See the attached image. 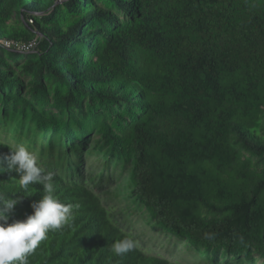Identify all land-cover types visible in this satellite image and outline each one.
<instances>
[{"label": "trees", "instance_id": "16d2710c", "mask_svg": "<svg viewBox=\"0 0 264 264\" xmlns=\"http://www.w3.org/2000/svg\"><path fill=\"white\" fill-rule=\"evenodd\" d=\"M0 121L69 149L97 132L167 235L212 264H264V0H0ZM14 147L0 140V155ZM44 150L54 194L79 207L29 264H179L146 250L83 153ZM18 179L0 174V197L20 200L9 223L45 194ZM125 236L139 247L115 256Z\"/></svg>", "mask_w": 264, "mask_h": 264}, {"label": "rangeland", "instance_id": "374dc122", "mask_svg": "<svg viewBox=\"0 0 264 264\" xmlns=\"http://www.w3.org/2000/svg\"><path fill=\"white\" fill-rule=\"evenodd\" d=\"M21 55L27 57L29 54ZM24 62L25 59L21 58L18 63L13 62V67L18 70L22 79L28 83L30 77L20 70ZM48 109L56 112L53 107H48ZM50 137L44 141L40 135H27L26 132H19L16 127L0 121V140L15 147L21 145L19 144L21 142L26 148L32 149L30 150L33 151L32 153L36 155L37 159H39L43 149L46 152L53 151L57 156L74 153L75 151L83 153L87 170L98 175L104 173L106 176L104 185L110 190L111 194H108L111 198L106 199L109 207H112L117 213L122 212L126 216H129V220L134 225V233L141 238L146 250L152 255L164 257L179 264H212L204 253L192 248L186 240L169 236L162 231L151 220L147 210L135 202L128 192L129 185L131 184V166L127 168H123L121 165L116 166L113 160L107 158L103 153L95 151L93 146L96 145L99 139L97 132L92 135V139L88 142V147L86 148L73 146L69 149L66 146L67 143L62 138L54 136L50 140ZM109 165L111 166V170L106 172ZM120 192H123L121 198L116 196ZM220 262L221 264H248L243 259L238 260L233 258H222ZM256 264H263V261L259 260Z\"/></svg>", "mask_w": 264, "mask_h": 264}, {"label": "clouds", "instance_id": "9594fccd", "mask_svg": "<svg viewBox=\"0 0 264 264\" xmlns=\"http://www.w3.org/2000/svg\"><path fill=\"white\" fill-rule=\"evenodd\" d=\"M15 171L19 174L18 185L27 189L29 185L43 186L42 199L31 205L33 211L23 220L9 223V214L20 200L0 197V264H29V256L48 238L53 230H61L73 219L74 207L62 203L54 194L53 176L38 162L35 154L24 145L9 149L0 155V174ZM115 256H123L139 247L131 236L117 239L108 246Z\"/></svg>", "mask_w": 264, "mask_h": 264}, {"label": "built area", "instance_id": "2783aa9c", "mask_svg": "<svg viewBox=\"0 0 264 264\" xmlns=\"http://www.w3.org/2000/svg\"><path fill=\"white\" fill-rule=\"evenodd\" d=\"M36 47V41L25 43L19 46V51L21 53H29Z\"/></svg>", "mask_w": 264, "mask_h": 264}]
</instances>
